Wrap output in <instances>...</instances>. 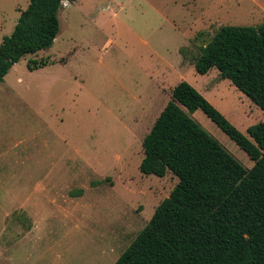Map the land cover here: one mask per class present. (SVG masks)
Returning a JSON list of instances; mask_svg holds the SVG:
<instances>
[{
  "label": "rangeland",
  "instance_id": "obj_1",
  "mask_svg": "<svg viewBox=\"0 0 264 264\" xmlns=\"http://www.w3.org/2000/svg\"><path fill=\"white\" fill-rule=\"evenodd\" d=\"M29 3L0 0V44ZM59 20L53 45L0 81V264L117 261L178 182L140 163L144 137L182 80L242 132L264 121L218 69L194 66L222 26L262 24L264 0L63 1ZM190 115L254 165L201 109Z\"/></svg>",
  "mask_w": 264,
  "mask_h": 264
},
{
  "label": "trees",
  "instance_id": "obj_2",
  "mask_svg": "<svg viewBox=\"0 0 264 264\" xmlns=\"http://www.w3.org/2000/svg\"><path fill=\"white\" fill-rule=\"evenodd\" d=\"M63 1L30 0L0 44V81L23 57L50 48ZM48 62L28 63L34 70ZM195 69H218L264 111V22L225 25L200 47ZM201 109L254 161L242 164L190 114ZM140 170L178 178L114 264H264V121L247 134L186 80L143 139Z\"/></svg>",
  "mask_w": 264,
  "mask_h": 264
},
{
  "label": "crops",
  "instance_id": "obj_3",
  "mask_svg": "<svg viewBox=\"0 0 264 264\" xmlns=\"http://www.w3.org/2000/svg\"><path fill=\"white\" fill-rule=\"evenodd\" d=\"M5 161L11 162V159H5ZM42 191H46V188H43Z\"/></svg>",
  "mask_w": 264,
  "mask_h": 264
}]
</instances>
